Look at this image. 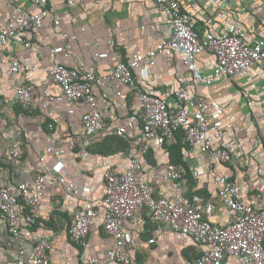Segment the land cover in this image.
<instances>
[{
  "label": "crops",
  "instance_id": "1",
  "mask_svg": "<svg viewBox=\"0 0 264 264\" xmlns=\"http://www.w3.org/2000/svg\"><path fill=\"white\" fill-rule=\"evenodd\" d=\"M12 1L0 0V28L15 18L16 1L28 13L38 11L34 0ZM212 2L181 0L204 48L193 73H188L178 53L165 52L135 63L132 74L138 87L167 101L172 111L177 108L174 93L179 88L210 101L208 123H232V128L213 143L231 153L230 163H222L196 148L189 149L181 132L175 134L172 142L160 147L150 145L146 153L140 154L143 138L138 102L128 87L116 81H104L93 88L103 130L86 139L80 124L83 106L68 105L52 80L50 71L54 64L104 76L118 62L154 50L168 28L150 0H48L42 28L26 34L30 47L10 42L0 49V58L13 55L18 64L14 75L7 66L0 67V115L8 120V127L0 136V183L32 184L36 174L47 170L54 173L46 179L37 211L27 209L19 221L28 247L38 236L53 237L50 264L104 261V252L113 240L102 230L103 174L106 169L122 173L134 158L141 166L140 179L155 188L156 197L171 193L198 196L213 205L210 220L218 225L226 224L231 216L218 201V177H227L237 186L244 203L264 208V64L207 84L216 61L204 44L207 32L215 33L225 27L244 33L254 49H264L262 0H237V7L232 10L219 9ZM208 17L215 18L213 25L205 23ZM23 85L32 89L25 109L14 104L15 89ZM195 106L192 102L187 109L193 112ZM119 129L125 132L118 136ZM4 137L22 145L19 161L9 159ZM70 141L72 150L68 148ZM176 143L179 149L173 150L171 146ZM168 163L183 174L179 188L162 180ZM87 205L95 209L96 217L85 243L75 245L68 238L72 214ZM0 228L4 232L1 218ZM123 230L122 252L128 257V264H188L200 251L189 238L173 232L158 234L150 244L153 227L142 212H137L136 221L127 222ZM15 258V245L8 237H0V264H14ZM222 264L236 262L226 257Z\"/></svg>",
  "mask_w": 264,
  "mask_h": 264
},
{
  "label": "built area",
  "instance_id": "2",
  "mask_svg": "<svg viewBox=\"0 0 264 264\" xmlns=\"http://www.w3.org/2000/svg\"><path fill=\"white\" fill-rule=\"evenodd\" d=\"M15 1V0H14ZM12 1V2H14ZM26 1V0H25ZM48 0H34L38 8L36 13L24 11L15 5L16 16L0 28V49L10 42H18L29 48L26 34L42 28L47 15ZM153 8L163 18L168 28L157 47L137 55L133 59L118 62L110 72L101 76L94 72L81 73L54 64L50 74L53 82L61 89L68 105H82L83 112L80 124L86 139L103 130V118L97 106L93 88L102 82L116 81L128 87L137 99L142 129L143 144L140 154L148 151L150 145L160 147L172 142L177 132H181L189 149L196 148L201 153L222 162L230 163L232 155L226 149L213 146L220 140L226 130L232 128L227 121L210 125L206 112L212 103L199 96L191 95L186 89L179 88L174 93L175 110H170L167 101L151 95L137 86L132 74L135 63H142L165 52H176L180 55L182 65L188 73L196 70V59L204 50L199 42L192 16L182 9L181 0H150ZM219 9L232 10L237 7V0H213ZM261 8L264 10V0ZM215 18H206L207 25H213ZM206 50L214 57L216 69L209 84L214 79H228L256 65L264 64V49H254L245 38V34L228 28H219L215 33L207 32L204 36ZM7 66L12 75L18 72V64L13 55L0 58V67ZM31 87L19 86L15 89L14 104L21 109L29 106ZM195 102V111L187 109L188 104ZM8 127V120L0 115V136ZM51 125L48 128L51 129ZM119 129L116 135H122ZM8 144V156L17 162L23 154L22 145L10 137H4ZM73 149V143L68 142ZM3 167L0 165V177ZM141 166L137 158L131 159L125 170L117 174L106 169L103 174V220L102 230L112 238L113 243L104 252L103 262L89 264H128V257L122 252L124 242V226L127 222H135L137 212L146 215L152 225L150 244L158 234L173 232L190 239L200 251L193 262L188 264H222L226 257L236 264H264V208H255L240 199V189L227 177L215 179L217 197L221 206L231 212L228 222L218 225L211 222L214 207L198 196L185 197L174 193L155 196V188L140 179ZM51 171L38 173L32 184L0 183V218L5 230L0 228V237L6 236L15 245L16 258L14 264H50L49 251L53 237L38 236L28 247L22 239L19 221L27 209L36 212L41 201L46 179L53 176ZM162 180L179 188L183 179L182 172L172 163H168L162 172ZM96 217L95 209L87 205L84 209L72 214V222L68 229V238L75 245H83Z\"/></svg>",
  "mask_w": 264,
  "mask_h": 264
},
{
  "label": "trees",
  "instance_id": "3",
  "mask_svg": "<svg viewBox=\"0 0 264 264\" xmlns=\"http://www.w3.org/2000/svg\"><path fill=\"white\" fill-rule=\"evenodd\" d=\"M176 142H177V141H176ZM171 148H173V150H174V149H175V150L179 149V145H178V143L172 145Z\"/></svg>",
  "mask_w": 264,
  "mask_h": 264
}]
</instances>
